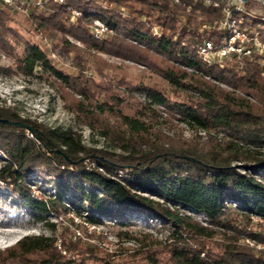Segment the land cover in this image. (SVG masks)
I'll return each instance as SVG.
<instances>
[{"label": "trees", "instance_id": "16d2710c", "mask_svg": "<svg viewBox=\"0 0 264 264\" xmlns=\"http://www.w3.org/2000/svg\"><path fill=\"white\" fill-rule=\"evenodd\" d=\"M106 1L126 9L130 16L92 1L72 0L81 13L75 19L68 6L52 2L44 13L30 9L26 19L36 33L61 34L62 49L65 54L75 52L78 68L90 59L98 62L99 74L104 64L114 67L95 53L130 61L160 77L182 98L171 100L157 89L121 83L127 86L126 92L140 91L152 101L128 113L123 108V92L109 84L98 86L82 73L63 74L38 46L26 42L18 56L6 40L11 9L0 1V52L14 61L15 72L51 79L65 108L110 138L121 151L86 147L71 129L21 119L13 107L0 105V120L25 125L13 127L0 121V183L17 196L35 221H43L48 214L73 213L92 226L108 221L112 226L128 227L133 223L131 214L142 215L145 224L154 222L167 233L165 248L172 264H264V225L253 224L254 218L264 222L262 59L257 55L233 57L223 65L206 66L196 56L195 44L203 40L217 43L214 39L227 32H212L200 40L196 29H190L223 21L225 11L234 20L242 18L241 25L249 30L264 20L249 19L247 10L236 11L232 0ZM178 14L185 18L184 26L178 25ZM191 16L200 18L199 23H190ZM95 20L111 31L105 39L90 34L89 26ZM153 25L161 28L159 35L152 33ZM254 31L264 42V29ZM4 70L11 71L0 67V72ZM152 105L164 107L167 116H176L190 128L207 133L221 130L223 136L220 141L208 136L203 143H186L158 131L152 135L154 124H160ZM119 172L128 178L114 179ZM41 175L53 191L37 199L31 187L40 186L30 178ZM182 211L203 216L207 225ZM49 230L53 232L55 225L50 224ZM244 239L262 248L249 247L242 243ZM132 240L142 249L160 244L147 233ZM94 249L80 248L63 238L28 235L0 250V264H117L96 257ZM153 256L147 258L154 264Z\"/></svg>", "mask_w": 264, "mask_h": 264}, {"label": "rangeland", "instance_id": "374dc122", "mask_svg": "<svg viewBox=\"0 0 264 264\" xmlns=\"http://www.w3.org/2000/svg\"><path fill=\"white\" fill-rule=\"evenodd\" d=\"M232 1L236 5V11H248L250 15L249 19L258 17L264 20V0H249L247 4L245 3L246 0ZM95 3L108 9H116L126 18L130 16L126 9L118 7L114 3H109L106 0H98ZM245 4L247 5L246 7H244ZM176 17L178 25L184 26L186 20L183 15L178 14ZM199 21L200 18L196 16H191L190 18V23L192 24L199 23ZM242 21V18L239 20L232 19L229 14L221 22L200 24L197 27L192 25L190 29H196L197 34L200 35V40H202L212 32L222 30H224V33L225 31L229 32L231 27L240 31L249 30L241 25ZM6 25L10 27L6 40L14 47L15 53L18 56H22L26 42L38 46L47 55L51 64L63 74L76 76L78 73H82L85 78L95 82L98 86L102 87L109 84L113 89L123 92L122 94L125 99L123 108L125 112L133 113L136 109H139L141 103L147 105L152 102L140 91L126 92L127 86H143L157 89L171 100H180L182 98L181 93L175 92L160 77L145 67L130 61L95 53L106 64L114 67H107L104 64V68L100 70L102 74H99L96 71L98 62L90 59L89 63L78 68L75 65V52L70 51L68 54H65L62 49V45L60 44L62 35L57 34L48 37L34 32L31 28V23L26 19L24 11L11 9ZM256 29H264V24L258 23L254 29L248 32L258 35V32L254 31ZM154 30H156V35H159L161 32V28L155 25L152 26V33ZM66 39L79 50H84V47L78 41L68 36ZM214 40L219 42L223 40V37L220 39L216 37ZM260 63V66L264 70V60ZM0 67L11 70L0 72V105L13 107L21 119L35 121L53 129H71L80 135L81 142L86 147L114 153L121 152L114 146L115 144L110 138L102 137L98 130L90 129L81 122L78 116L65 108L60 93L51 79L45 81L36 74L24 76L16 73L14 61L1 52ZM75 96L79 98V96ZM151 107L156 109L159 117L158 123H160L154 124L152 135L160 132L169 138L186 143H203L208 141V136H212L215 140L220 141L223 136L221 130L207 133L199 129L190 128L186 124L179 122L176 116H167L166 110L162 106L152 105ZM164 119H167V122L163 123ZM262 152L264 153V148ZM2 158L3 156L0 153V159ZM233 165L238 166L239 163L234 162ZM93 166V164H88L89 168ZM113 178L127 179L128 176L123 172H119L117 177ZM30 179L33 181V184L40 186V188L31 187L35 198L42 199L49 194V191L52 193L53 190L47 182L45 175H41L39 178L31 177ZM182 212L190 215L202 225H207L203 216L186 211ZM131 219L133 223L128 227L112 226L108 221H104L103 225L92 226L87 224L83 218L76 217L73 213L66 215L59 214L57 216L48 214L43 221H35L29 211L19 202L17 196L11 193L7 186L0 183V250L12 246L24 236L43 235L45 237L52 236L57 239L63 238L66 241L77 243L80 248L96 247L97 250L94 249L96 257L109 258L110 261L117 264H153L148 260V254L154 255V264H172L165 248L167 233L156 226L154 222L149 221L145 224L142 215L133 213L131 214ZM259 223L262 222L253 220L254 225H258ZM50 224L55 225L53 232L49 230ZM254 230H258V228L255 227ZM145 233L160 244L157 245L155 243V245H148L145 249L140 248L139 243L137 244L132 239L134 237L141 238ZM216 239L214 238L213 240L217 241ZM242 243L249 247H254L256 250L262 248L261 245L254 244L248 239L242 240ZM57 245H59L58 242ZM211 247L213 245L208 244V248ZM57 248L59 249V247ZM146 249L147 252H145ZM200 256L204 257V254Z\"/></svg>", "mask_w": 264, "mask_h": 264}, {"label": "built area", "instance_id": "2783aa9c", "mask_svg": "<svg viewBox=\"0 0 264 264\" xmlns=\"http://www.w3.org/2000/svg\"><path fill=\"white\" fill-rule=\"evenodd\" d=\"M4 6L13 9L21 10L27 13L30 9L37 12L44 13L47 10L48 3H56L59 5L68 6L71 19H75L81 15L71 4L72 0H0ZM97 2L98 0H82ZM178 3L179 0H172ZM225 18L229 16L228 11L224 12ZM230 26V25H229ZM228 26V28H230ZM90 34L97 40L104 39L111 31L101 21L95 20L89 26ZM156 35V30L153 32ZM195 54L198 59L206 66L223 65L230 61L233 57L240 60L243 57H252L257 55L261 57V62L264 60V42L258 39L256 33L249 34L246 30H237L230 28L229 32L223 37V40L215 43L210 40H203L194 46ZM240 66L242 64H239ZM253 220L261 221L254 218ZM262 222V221H261ZM264 224V222H262Z\"/></svg>", "mask_w": 264, "mask_h": 264}, {"label": "water", "instance_id": "95a60500", "mask_svg": "<svg viewBox=\"0 0 264 264\" xmlns=\"http://www.w3.org/2000/svg\"><path fill=\"white\" fill-rule=\"evenodd\" d=\"M2 123L8 125V126H13V127H24L25 125L20 124V123H15V122H11L8 120H0Z\"/></svg>", "mask_w": 264, "mask_h": 264}]
</instances>
